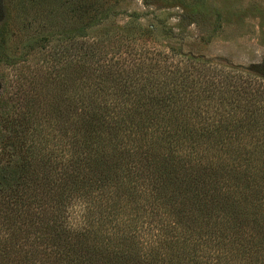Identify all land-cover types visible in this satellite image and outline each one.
<instances>
[{
  "label": "trees",
  "instance_id": "16d2710c",
  "mask_svg": "<svg viewBox=\"0 0 264 264\" xmlns=\"http://www.w3.org/2000/svg\"><path fill=\"white\" fill-rule=\"evenodd\" d=\"M123 3L0 27V264H264V86L103 31Z\"/></svg>",
  "mask_w": 264,
  "mask_h": 264
},
{
  "label": "rangeland",
  "instance_id": "374dc122",
  "mask_svg": "<svg viewBox=\"0 0 264 264\" xmlns=\"http://www.w3.org/2000/svg\"><path fill=\"white\" fill-rule=\"evenodd\" d=\"M21 0H0V27L7 24L5 49L16 44L20 51V24L26 17ZM124 0L104 28L125 33L137 47L167 51L172 48L185 57L207 61L250 76L264 86V0ZM45 19L53 18L54 8L41 5ZM140 15L141 28L125 25L127 16ZM165 21L167 38L144 33L155 19ZM147 32V31H146ZM133 35V40L131 35ZM134 44V43H133ZM2 66V65H1ZM13 78V72L0 67V75Z\"/></svg>",
  "mask_w": 264,
  "mask_h": 264
},
{
  "label": "clouds",
  "instance_id": "9594fccd",
  "mask_svg": "<svg viewBox=\"0 0 264 264\" xmlns=\"http://www.w3.org/2000/svg\"><path fill=\"white\" fill-rule=\"evenodd\" d=\"M72 207L78 208L81 214L83 215L87 211V202L81 198L79 199V202L76 205L69 206V208H72ZM68 223L69 225L71 224V216H69Z\"/></svg>",
  "mask_w": 264,
  "mask_h": 264
}]
</instances>
